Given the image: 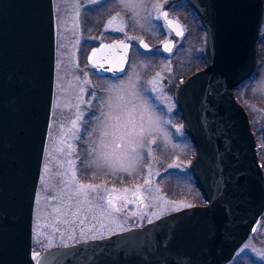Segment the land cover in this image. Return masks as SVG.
Instances as JSON below:
<instances>
[{"label":"water","instance_id":"1","mask_svg":"<svg viewBox=\"0 0 264 264\" xmlns=\"http://www.w3.org/2000/svg\"><path fill=\"white\" fill-rule=\"evenodd\" d=\"M187 1L206 28L205 66L179 84L175 100L197 148L190 170L206 204L40 250L33 225L54 98V0H0V264H229L256 231L264 170L249 113L235 92L257 67L264 0ZM120 41L127 48L101 50ZM174 44L170 38L162 48L171 52ZM131 45L104 40L87 61L99 75L120 76ZM140 45L152 47L143 38Z\"/></svg>","mask_w":264,"mask_h":264},{"label":"rangeland","instance_id":"2","mask_svg":"<svg viewBox=\"0 0 264 264\" xmlns=\"http://www.w3.org/2000/svg\"><path fill=\"white\" fill-rule=\"evenodd\" d=\"M157 4L163 5L160 11ZM54 6V98L33 225L34 247L40 250L140 225L175 211L165 200L190 203L166 194L163 187L173 180L191 185L188 163L194 146L185 133L181 114L175 111L173 89L184 77L182 73L196 62L202 65L201 46L205 41L200 18L186 0H54ZM164 9L185 28L184 35L176 36L165 27V39H175L171 52L164 51L161 43L157 45ZM118 27L123 31H116ZM104 35L109 39L120 35L133 44L122 76L95 75L87 63L90 48L106 40ZM142 38L152 46L150 50L140 45ZM259 51L255 78L238 90L240 97L248 98L255 129L263 138L264 39L259 42ZM179 66L182 69L176 73ZM74 120L76 128L72 127ZM261 145L264 164L262 139ZM44 180L47 188L42 184ZM78 184L101 186L89 193L91 204L74 195ZM137 189L142 193V202L134 197ZM109 195L119 197L115 204L121 211L109 207ZM125 200L132 202L125 207ZM57 207L62 209L58 230L44 227L42 231L48 238H38L37 217H42L41 224H49V214ZM250 253L264 264V214L256 231L237 250L244 257ZM232 260L229 264H236Z\"/></svg>","mask_w":264,"mask_h":264},{"label":"snow or ice","instance_id":"3","mask_svg":"<svg viewBox=\"0 0 264 264\" xmlns=\"http://www.w3.org/2000/svg\"><path fill=\"white\" fill-rule=\"evenodd\" d=\"M95 2V0H94ZM157 8V11H160V9L163 7V5L161 4H157L155 6ZM161 16L166 20V23H167V26L176 32L177 35H182L183 34V27L182 25L180 24V22L178 20H169L167 19L168 17V13L167 12H161ZM158 19L160 17H157ZM116 18L113 17V20H115ZM116 31H123V28L122 27H118L116 28ZM144 47H147V45H144ZM104 48H108V49H112V48H127V45L123 42V41H120V43L118 45H102L101 46V50L104 49ZM165 49L168 50V45L166 44L165 45ZM100 51V50H98ZM97 55V52H93V56H96ZM102 59L107 62L108 59H109V56L105 55L102 57ZM93 66H96L95 64ZM100 67H103V64H100ZM159 75V74H157ZM111 118V117H109ZM77 119H79V117H77ZM115 119L119 120V117H116ZM72 127L73 128H76L77 127V121H72ZM103 135H108L107 132H104ZM60 143H63V140L60 141ZM142 146V145H141ZM70 149H71V145L68 146ZM58 151H63V149H57ZM133 152H135V148L132 149ZM51 154V153H50ZM105 162L107 163V160H105ZM69 164H71V161L68 162ZM171 167V165H170ZM125 171H128V169H123ZM49 169H48V166L46 165L45 166V172H46V175L48 173ZM131 174V173H129ZM58 175H65V173H58ZM73 180H75V172L73 171ZM61 183H66L65 181H61ZM42 184L44 185L45 188H47V180H44L42 181ZM145 184H149V181L146 179L145 180ZM101 188L100 185H93V184H78L77 187H75L74 189V195L77 196V197H83L84 198V201L91 204V200L88 199L89 197V193L90 192H95V191H98L99 189ZM105 191H107V189H105ZM112 192H116L117 190L116 189H112L111 190ZM129 190L128 189H123V192L127 193ZM149 191H151V189H149ZM61 192H63V190H61ZM139 192V189L136 190V193ZM56 197L54 196L53 199H55ZM158 198H161V199H165L163 197H158ZM116 199H119V197H115L113 198L111 195L108 196V205L110 208L114 209L115 211H121L120 208H117L116 207V204H115V200ZM132 201H128V200H125V204L124 206L126 207L128 203H131ZM141 202H142V199H141ZM165 202L167 204H170L175 210H179V207L182 205L183 207H192L193 205L190 204V203H186L184 201H167L165 200ZM61 211L62 209L60 207H57V208H54L53 209V212L49 214L50 218H51V223L49 224H41L40 221L42 219L41 216H38L37 217V225H36V228H37V237H44L45 239H47V235L42 231V229L44 227H50L52 228L54 231L55 230H58L57 228V220L61 214ZM105 211H107V209H105ZM160 213H155V215H159ZM151 222V221H150Z\"/></svg>","mask_w":264,"mask_h":264},{"label":"trees","instance_id":"4","mask_svg":"<svg viewBox=\"0 0 264 264\" xmlns=\"http://www.w3.org/2000/svg\"><path fill=\"white\" fill-rule=\"evenodd\" d=\"M173 12H176V11L173 10ZM106 17H104V18H106ZM185 20H186V18H185ZM100 26L102 27V25H100ZM86 29L87 28H85L84 29V32H83L85 34V36H86V34H88V32H86L87 31ZM160 31H161V34L164 33L162 28L160 29ZM105 37H106V35H104V38ZM117 37H122V36L118 35V36L112 37V38H117ZM112 38H110V39H112ZM105 39H108L109 40V38H105ZM259 54H260V51L258 52V57H259ZM203 64H204V60H202V65L198 64L197 62L195 64H193L190 67L191 70L189 69L190 71L188 70V71L182 73L184 75L183 79H185L187 76H189L190 74H192L196 70L200 69L203 66ZM181 69H182L181 66L176 67L175 72L176 73H179L181 71ZM92 72L95 75H97L94 71H92ZM238 89L236 90V96L243 103V105L246 107V109L249 112L250 118L252 119V128L254 129V131L256 133L257 140L260 143L261 142V139H262V141L264 143V139L263 138H260V132L255 129V124L253 122V114L251 113V109L248 107V105L246 103V101H247L248 98H242V96L240 97L239 96V90ZM181 119H182V122H184V120L182 118V115H181ZM193 146H194V150H193V152L191 154L192 155H195L197 153V149H196V146H195L194 143H193ZM261 148H260V151H261ZM260 159H261V154H260ZM189 160H191L190 157H189ZM188 170H189V167H188ZM189 172H190V170H189ZM190 175L192 176L191 177L192 178L191 185H189L188 183H186V185L185 184L183 185V184H181V181L180 180H178L177 183H176L175 180H173L174 183L172 181H170L169 184L166 187H163V190H164V192L166 194H168V195L170 194L174 198H181V199H183L185 201H189L191 204H203V203L206 202V197H205L204 193L202 192V190L198 187L196 181H193L194 176H193V174L191 172H190ZM181 177L184 178V179H188V177L185 176V175L184 176L181 175ZM192 182H193V189L191 187L192 186ZM261 239H262V237H259V240H261ZM247 257H244L243 255H240V254H236L232 261L233 262H236V264H262L263 263L260 260H258L254 256V254H252V253H250Z\"/></svg>","mask_w":264,"mask_h":264},{"label":"flooded vegetation","instance_id":"5","mask_svg":"<svg viewBox=\"0 0 264 264\" xmlns=\"http://www.w3.org/2000/svg\"><path fill=\"white\" fill-rule=\"evenodd\" d=\"M205 35H206V30H205ZM262 39H264V20H263V24H262V26H261V32H260V36H259V40H258V52H259V42H260V40H262ZM203 55V54H202ZM204 62H205V58H204ZM205 66V64L201 67V68H203ZM148 85L150 84V82L149 83H147ZM242 85H240L239 87H241ZM238 87V88H239ZM175 89V88H174ZM173 94H174V92H173ZM239 100V99H238ZM241 102V101H240ZM251 122H252V120H251ZM262 133H263V139H264V122H263V128H262ZM258 142V141H257ZM262 147V145H261V142L259 143L258 142V149H259V157H260V154H261V151H260V148ZM261 160V159H260ZM261 163H262V166H263V169H264V164H263V162H262V160H261ZM134 197H137V198H140V200L142 199L141 197H142V193H136L135 195H134ZM203 204H205V203H203ZM134 226V225H133ZM137 226V225H136Z\"/></svg>","mask_w":264,"mask_h":264}]
</instances>
